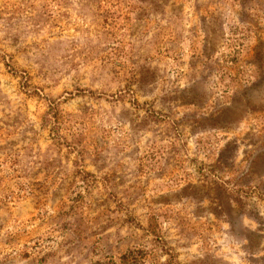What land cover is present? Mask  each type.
<instances>
[{
	"label": "rangeland",
	"instance_id": "374dc122",
	"mask_svg": "<svg viewBox=\"0 0 264 264\" xmlns=\"http://www.w3.org/2000/svg\"><path fill=\"white\" fill-rule=\"evenodd\" d=\"M0 264H264V0H0Z\"/></svg>",
	"mask_w": 264,
	"mask_h": 264
}]
</instances>
